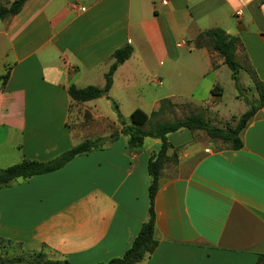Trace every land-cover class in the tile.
Segmentation results:
<instances>
[{
  "label": "crops",
  "instance_id": "0c3cea01",
  "mask_svg": "<svg viewBox=\"0 0 264 264\" xmlns=\"http://www.w3.org/2000/svg\"><path fill=\"white\" fill-rule=\"evenodd\" d=\"M162 1L27 0L0 21V58L8 62L0 75V127L6 128L0 159L15 158L21 145L11 165L46 163L85 140L104 141L54 172L0 188L2 242L70 264L121 257L147 220V163L160 147L149 138L128 147L120 131L132 112L150 115L168 100L223 128L246 111L232 115L219 105L225 65L194 42L211 29L236 37L239 74L254 73L264 83V0ZM125 44L133 52L114 72L107 96L71 103L70 85L103 88L112 54ZM86 115L87 126L75 125ZM15 132L22 143L10 146ZM112 135L118 137L109 141ZM239 138V150L210 140L196 155L177 154L165 164L154 197L157 246L136 264H255L264 254V109ZM191 139L186 130L167 135L173 147L167 155Z\"/></svg>",
  "mask_w": 264,
  "mask_h": 264
},
{
  "label": "trees",
  "instance_id": "16d2710c",
  "mask_svg": "<svg viewBox=\"0 0 264 264\" xmlns=\"http://www.w3.org/2000/svg\"><path fill=\"white\" fill-rule=\"evenodd\" d=\"M27 0H12L8 5L0 3V21L6 20L17 15ZM238 39L227 35L221 29H211L202 32L195 39V46H206L211 51L217 53L223 60V64L231 72V79L234 82L235 89L238 90V75L243 67L236 61L235 50ZM133 52L130 45L125 44L121 48L114 51L112 54V64L104 75V86L99 89L94 86L85 88H76L70 85L67 89V94L71 103L80 104L91 100L99 99L107 96L108 90L112 84V76L116 69L128 60ZM253 87L258 96V105H249L248 109L238 118L234 127L226 125L223 128H218L206 120L200 112H190L187 116L173 121H154V119L173 109L176 105L168 100H162L159 108L156 111L146 115L139 109H136L131 114V124L124 125L120 133L127 137L128 147L138 149L142 146L146 138L157 140L160 142L159 150L151 155L147 163V172L150 176V184L148 187V216L147 220L141 225L137 236L132 241L127 251L119 258L112 259L106 263L100 264H136L142 261L145 257L151 255L157 242L154 240V197L158 189L160 173L170 160L175 158L174 154L168 156L169 150L173 149L167 141V135L186 130L188 132H203L210 140L219 141L231 150H239L242 143L239 138L240 132L244 129L249 120L255 113L264 109V83L260 82L254 75L249 72ZM112 109L116 113L119 122L124 124V121L118 111L117 105L112 102ZM118 135H112L108 138L109 141L116 140ZM102 139L85 140L76 147L62 153L50 162H35L24 160L5 169H0V188L6 186L16 179H28L33 176L43 175L54 172L74 157L89 153L93 150H99L103 146ZM0 264H70L67 261H52L46 258L43 253H34L27 257H12L7 260H0ZM255 264H264V254L258 255Z\"/></svg>",
  "mask_w": 264,
  "mask_h": 264
},
{
  "label": "rangeland",
  "instance_id": "374dc122",
  "mask_svg": "<svg viewBox=\"0 0 264 264\" xmlns=\"http://www.w3.org/2000/svg\"><path fill=\"white\" fill-rule=\"evenodd\" d=\"M12 0H0V3L3 5H8ZM182 57L190 58L188 56V51L183 50L181 51ZM7 60H1L0 58V75H3L7 68ZM218 85L223 89L222 92V99L220 101V106H225L226 110H230L232 115H239L245 110L248 109L249 105H258V96L255 88L253 87L251 75L248 72L247 75L244 73H241L238 75V90L235 89V85L233 80L231 79V72L224 66V69L219 71V77H218ZM23 101V99H21ZM16 101V107L21 108L23 106L22 101ZM14 102V101H10ZM110 102V101H109ZM111 103V102H110ZM219 103V102H218ZM138 104V103H137ZM191 111L186 109V107L183 106H175L173 109L165 112L162 115L157 116L154 121H173L181 119L185 116H187ZM90 116H84L82 121H75V125H78L79 123L82 125L84 124L87 126L89 124ZM235 120L234 118H232ZM231 119V120H232ZM87 122V123H86ZM70 123H72V120H70ZM6 128L0 127V133L2 135H5ZM189 134L191 132H188ZM14 138L10 139V146L13 144H21L22 143V136L19 133H14ZM53 140V137L51 138ZM210 143V139L200 131H196L192 133V139L187 144L176 148L174 150V156L176 157L177 154H190V155H196L199 150L202 149V147L208 146ZM20 146L18 145L17 150H15V158L14 160H19L20 156L22 155V152L20 151ZM9 149L6 148L2 152H8ZM29 154V152H26ZM168 153H171L169 151ZM31 158V157H29ZM11 157H8L6 159H0V169H5L9 166L15 165L19 163L18 161L11 165L13 161ZM176 158H173L168 163L174 162ZM30 160V159H29ZM166 163V164H168ZM41 251H30L23 247H21L19 244H13V243H4L0 240V260H7L12 257H27V255L33 254V253H39Z\"/></svg>",
  "mask_w": 264,
  "mask_h": 264
},
{
  "label": "built area",
  "instance_id": "2783aa9c",
  "mask_svg": "<svg viewBox=\"0 0 264 264\" xmlns=\"http://www.w3.org/2000/svg\"><path fill=\"white\" fill-rule=\"evenodd\" d=\"M162 2H163V3H166V2H167V0H163Z\"/></svg>",
  "mask_w": 264,
  "mask_h": 264
}]
</instances>
